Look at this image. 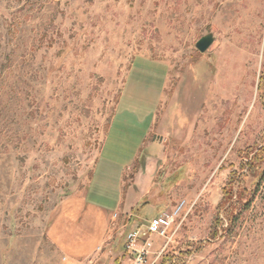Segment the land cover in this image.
I'll list each match as a JSON object with an SVG mask.
<instances>
[{
  "label": "rangeland",
  "instance_id": "obj_1",
  "mask_svg": "<svg viewBox=\"0 0 264 264\" xmlns=\"http://www.w3.org/2000/svg\"><path fill=\"white\" fill-rule=\"evenodd\" d=\"M263 53L264 0H0V264H131L128 232L183 201L155 264L181 247L185 264H264V184L210 235L264 131ZM106 218L102 251L74 262Z\"/></svg>",
  "mask_w": 264,
  "mask_h": 264
},
{
  "label": "trees",
  "instance_id": "obj_2",
  "mask_svg": "<svg viewBox=\"0 0 264 264\" xmlns=\"http://www.w3.org/2000/svg\"><path fill=\"white\" fill-rule=\"evenodd\" d=\"M260 71L261 73L257 84V100L264 108V59ZM139 154V158L136 159L134 165L136 171L144 165L143 151L141 150ZM241 159V172L235 171L227 180V185L223 190V197L219 203L217 215L211 227L210 235L212 240L217 239L221 231H229L230 227L235 224L236 219L239 218L242 210H245L251 204L264 184V131L260 140L251 144L246 149ZM243 171L252 179L253 189L251 190L250 197L245 195L247 193V188L244 187V182L242 181V178L245 176ZM225 220L228 222L226 228L223 227V222ZM183 248H180V256L193 253V251L184 250ZM180 256L174 255L172 250H170V252H165L161 255L158 264H185Z\"/></svg>",
  "mask_w": 264,
  "mask_h": 264
},
{
  "label": "built area",
  "instance_id": "obj_3",
  "mask_svg": "<svg viewBox=\"0 0 264 264\" xmlns=\"http://www.w3.org/2000/svg\"><path fill=\"white\" fill-rule=\"evenodd\" d=\"M185 205L186 201H183L175 206L172 212H163L161 214H157L156 217L149 221L146 231L133 229L128 232L126 246L135 254L134 258L131 260V264L156 263L159 257H155V259L150 260V254L152 252V241L150 240V236L154 234L165 236V231L173 225V222L177 217H180L183 210L185 209ZM97 249L102 251L101 247H98Z\"/></svg>",
  "mask_w": 264,
  "mask_h": 264
},
{
  "label": "crops",
  "instance_id": "obj_4",
  "mask_svg": "<svg viewBox=\"0 0 264 264\" xmlns=\"http://www.w3.org/2000/svg\"><path fill=\"white\" fill-rule=\"evenodd\" d=\"M153 120H154V115H153V117H152V119H151V122H152V124H153ZM151 127H152V125H151ZM150 131H151V128H150ZM150 133V132H149ZM142 169V168H141ZM144 174V171H143V169L138 173V175L136 176V180H135V182L132 184V185H130V187H129V189L127 190V192H126V194H125V201L124 202H127L128 200H129V198H130V196H131V193H133V191H138V188H140V185H139V177L141 176V175H143ZM142 188H143V186H142ZM144 190H143V192L141 193V200H140V202H138V203H136L134 206L133 205H130V207H131V210H134V208L135 207H137V206H139L140 205V203L142 202V199L143 198H145L146 196H149L148 194L150 193V189H151V187H148L147 185L146 186H144V188H143ZM136 193V192H135ZM125 207L127 208L128 207V205L125 203ZM159 212V210H158V208L156 209V215H157V213ZM137 215H136V217H138L139 216V214H138V212L136 213ZM78 217V216H77ZM83 218V215L81 216H79L78 217V220H80L81 221V219ZM139 218V217H138ZM108 226H109V220L106 218L105 219V221H104V223H103V226H102V231H101V236H99V237H96V236H92V234L88 237V240H87V242H85L84 240L83 241H81V242H79L76 246H75V250H76V255H75V257H74V259H73V261L74 262H77V261H79V259H81V258H88V257H91V256H93L94 254H95V252H96V249L101 245V244H103L105 241H106V239L108 238V231H109V228H108ZM69 228H67V229H65L64 231H63V236L64 237H66L65 235H64V233L66 232V230H68ZM63 238V237H62ZM90 240V241H89ZM151 241H152V246H151V248H152V253L153 252H157L158 251V247H159V245L161 244V238H160V236L157 234V235H152L151 236ZM88 242H91V245L88 247L87 246V243ZM143 242V241H142ZM69 246H73V245H69ZM77 259V260H76ZM74 264H84V263H74Z\"/></svg>",
  "mask_w": 264,
  "mask_h": 264
},
{
  "label": "water",
  "instance_id": "obj_5",
  "mask_svg": "<svg viewBox=\"0 0 264 264\" xmlns=\"http://www.w3.org/2000/svg\"><path fill=\"white\" fill-rule=\"evenodd\" d=\"M214 43V37L212 34H207L199 38L196 47L201 52L207 51Z\"/></svg>",
  "mask_w": 264,
  "mask_h": 264
}]
</instances>
